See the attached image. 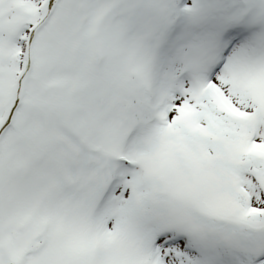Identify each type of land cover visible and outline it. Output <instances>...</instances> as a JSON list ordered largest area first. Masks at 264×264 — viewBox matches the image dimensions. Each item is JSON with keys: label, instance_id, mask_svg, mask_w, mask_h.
I'll list each match as a JSON object with an SVG mask.
<instances>
[{"label": "snow or ice", "instance_id": "snow-or-ice-1", "mask_svg": "<svg viewBox=\"0 0 264 264\" xmlns=\"http://www.w3.org/2000/svg\"><path fill=\"white\" fill-rule=\"evenodd\" d=\"M0 264H264V0H0Z\"/></svg>", "mask_w": 264, "mask_h": 264}]
</instances>
